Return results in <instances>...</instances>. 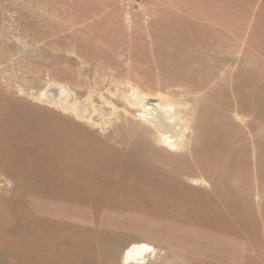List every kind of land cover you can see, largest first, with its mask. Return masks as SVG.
<instances>
[{"label":"rangeland","instance_id":"374dc122","mask_svg":"<svg viewBox=\"0 0 264 264\" xmlns=\"http://www.w3.org/2000/svg\"><path fill=\"white\" fill-rule=\"evenodd\" d=\"M229 2L0 0V264H264V0Z\"/></svg>","mask_w":264,"mask_h":264},{"label":"bare ground","instance_id":"6f19581e","mask_svg":"<svg viewBox=\"0 0 264 264\" xmlns=\"http://www.w3.org/2000/svg\"><path fill=\"white\" fill-rule=\"evenodd\" d=\"M128 94L131 97H136V91L132 88L129 89ZM140 98L142 99V101L149 104V107H151L154 111L155 116L154 118H152V121L154 122L157 130H159V132H162L165 137L170 135H176L178 133H183V125L176 117L172 115L173 113H171L170 107L166 108L162 106H156L152 103H149L146 97L142 96ZM143 251V246L138 248L135 245H131L129 248L126 249L124 255L126 259H134L137 255L142 254Z\"/></svg>","mask_w":264,"mask_h":264},{"label":"crops","instance_id":"0c3cea01","mask_svg":"<svg viewBox=\"0 0 264 264\" xmlns=\"http://www.w3.org/2000/svg\"><path fill=\"white\" fill-rule=\"evenodd\" d=\"M229 4V0H189L187 11L189 15L193 16L192 19H194V22H220L222 24L223 21L228 19ZM170 5H172V3H170ZM173 5L170 7H175ZM251 6L252 4L250 7Z\"/></svg>","mask_w":264,"mask_h":264}]
</instances>
